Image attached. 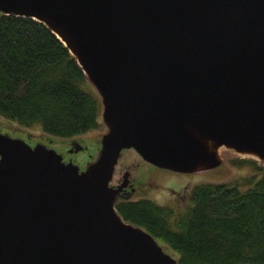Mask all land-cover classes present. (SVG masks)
Listing matches in <instances>:
<instances>
[{
    "label": "water",
    "instance_id": "obj_1",
    "mask_svg": "<svg viewBox=\"0 0 264 264\" xmlns=\"http://www.w3.org/2000/svg\"><path fill=\"white\" fill-rule=\"evenodd\" d=\"M64 43L106 130L84 167L0 131V264H177L114 207L123 147L179 171L264 162V0H0Z\"/></svg>",
    "mask_w": 264,
    "mask_h": 264
},
{
    "label": "trees",
    "instance_id": "obj_2",
    "mask_svg": "<svg viewBox=\"0 0 264 264\" xmlns=\"http://www.w3.org/2000/svg\"><path fill=\"white\" fill-rule=\"evenodd\" d=\"M100 101L80 65L43 22L0 12V114L65 137L98 126ZM243 187L201 181L178 210L153 199L114 203L124 220L176 252L177 264H264V168ZM256 176V177H255Z\"/></svg>",
    "mask_w": 264,
    "mask_h": 264
},
{
    "label": "rangeland",
    "instance_id": "obj_3",
    "mask_svg": "<svg viewBox=\"0 0 264 264\" xmlns=\"http://www.w3.org/2000/svg\"><path fill=\"white\" fill-rule=\"evenodd\" d=\"M98 122L96 128L78 134L61 137L45 132L38 123L22 125L16 120L0 114V131L6 132L10 135L23 137L30 144H33L36 141L44 142L46 145L54 147V149L59 151L64 160H71L77 163L80 167H83L89 160L95 157L100 146V136L102 132L106 130V125L102 121L100 112L98 115ZM217 154L220 159L214 166H199L178 177L171 178L163 171H159V184L157 187L153 186V191L150 193L149 197L157 202L172 204L169 201V198L173 195L170 193L169 188L166 187L167 184L172 185L178 192H181V185L184 182L187 184L201 181L227 182L243 187L246 178L253 174L257 175L259 171L255 170L253 164L243 162L238 163V157L253 158L257 164L264 168V162L262 159L256 158L246 152H238L224 144L218 145ZM125 165L130 167L131 172L142 180H146L150 174V168L147 166V163L141 159L139 154L133 148H124L121 150L120 155L117 158L115 172L118 168L122 169ZM144 189L145 187L143 190ZM138 192L141 194L144 193L141 191ZM131 197H136V195H132ZM158 242L164 250L171 255L176 256V252L166 243L160 240H158Z\"/></svg>",
    "mask_w": 264,
    "mask_h": 264
},
{
    "label": "flooded vegetation",
    "instance_id": "obj_4",
    "mask_svg": "<svg viewBox=\"0 0 264 264\" xmlns=\"http://www.w3.org/2000/svg\"><path fill=\"white\" fill-rule=\"evenodd\" d=\"M124 148H132V147H123V148H121V150ZM121 150H120V152H121ZM119 155H120V153H119ZM62 159L64 160L63 156H62ZM141 159L144 162H146L147 166L150 168V174L146 180H142V179H140V177L133 174L131 172V168L128 167L127 165H125L122 169L118 168L115 172V166L117 163V159H116V162L114 163L110 179L108 181V183L111 186L118 187V191H117L115 200L137 199V198H148V199H150L149 196H150V193L153 191V186L157 187V185L159 184V179H158V174H160V173H158L159 171H163L164 173L169 175L171 178L178 177L182 174H185L186 172H189V171H179V170H174V169L167 168V167L158 166V165H156V164H154V163L150 162L149 160H146L142 157H141ZM79 168H81V167L79 166ZM195 183L187 184L186 182H184L181 185V190H182L181 192H178L172 185L167 184L166 187L169 188L170 193L173 195L171 198H169V201L172 204L161 203V202H158V203L166 204L174 210L181 209L187 201L188 190ZM145 184H146V186H145ZM144 187H145V189L143 190ZM138 191H141L144 193L141 194ZM132 195H136V197L132 198L131 197Z\"/></svg>",
    "mask_w": 264,
    "mask_h": 264
},
{
    "label": "bare ground",
    "instance_id": "obj_5",
    "mask_svg": "<svg viewBox=\"0 0 264 264\" xmlns=\"http://www.w3.org/2000/svg\"><path fill=\"white\" fill-rule=\"evenodd\" d=\"M252 156H254V157H256L257 158V156L254 154V153H250Z\"/></svg>",
    "mask_w": 264,
    "mask_h": 264
}]
</instances>
